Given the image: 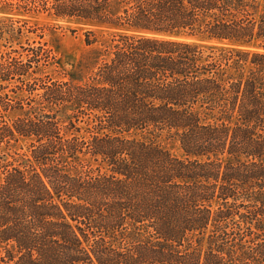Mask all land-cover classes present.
Returning <instances> with one entry per match:
<instances>
[{
	"label": "trees",
	"instance_id": "obj_1",
	"mask_svg": "<svg viewBox=\"0 0 264 264\" xmlns=\"http://www.w3.org/2000/svg\"><path fill=\"white\" fill-rule=\"evenodd\" d=\"M15 12L92 25L75 69ZM0 13V264H264V0Z\"/></svg>",
	"mask_w": 264,
	"mask_h": 264
},
{
	"label": "rangeland",
	"instance_id": "obj_2",
	"mask_svg": "<svg viewBox=\"0 0 264 264\" xmlns=\"http://www.w3.org/2000/svg\"><path fill=\"white\" fill-rule=\"evenodd\" d=\"M15 19L28 21L30 24L45 27V40L50 42L58 50V54L62 56L65 67L73 71L87 49L84 43L83 32L89 27H93L85 22L72 19H57L46 14H9ZM6 16L0 13V18ZM76 29L75 31H72ZM196 43H201L207 46H227L222 43L197 40ZM255 49V48H252ZM251 49V50H252ZM162 144L171 149L175 153H180L179 145L173 140L162 139Z\"/></svg>",
	"mask_w": 264,
	"mask_h": 264
}]
</instances>
